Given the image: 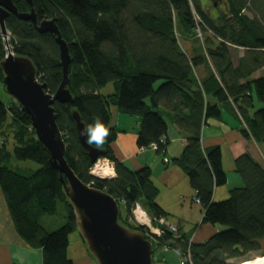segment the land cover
I'll return each instance as SVG.
<instances>
[{
    "label": "trees",
    "instance_id": "obj_1",
    "mask_svg": "<svg viewBox=\"0 0 264 264\" xmlns=\"http://www.w3.org/2000/svg\"><path fill=\"white\" fill-rule=\"evenodd\" d=\"M12 1L22 14L33 10L39 24L57 21L71 55L67 88L73 102L53 103L67 144L65 159L82 182L124 203L126 216L121 214V222L143 231L154 247L175 250L182 259L190 254L192 264H234L233 260L259 251V240L264 238V165L250 153L236 158L235 170L244 186L215 202L214 189L225 185L228 177L221 147L204 149L202 132L210 119L221 118V104L241 120L239 131L245 138L264 145V74L254 77L264 69V0H210L224 3L222 12L211 10L209 0ZM6 26L15 55L34 62L45 91L54 95L63 80L57 35L40 31L14 13H9ZM197 29L204 45L195 40ZM177 32L199 46L186 52ZM239 50L243 54L235 63L233 52ZM4 58L0 29V61ZM200 68L204 76L198 77ZM3 79L0 67V84L5 88ZM111 83L113 91L104 93ZM257 103L263 106L257 108ZM113 107L140 117L139 148L158 143L159 153H165L166 145L160 143L168 132L165 116L172 118L186 136L184 151L173 163L196 190L204 207L203 223L222 224L225 230L205 242H194L159 224L168 215L156 202L151 167L131 170L112 149L119 132L111 125ZM74 109L86 127L99 118L109 128L110 135L98 148L99 158L113 162L115 177L102 179L90 173L94 164L79 140ZM1 138L0 188L17 234L30 248L41 250L42 264H75L68 248L69 234L77 230L76 217L61 174L38 140L31 116L16 100L9 105L0 100ZM137 203L147 210L153 225L162 228L160 236L130 222ZM60 208L66 223L48 231L43 218L56 216Z\"/></svg>",
    "mask_w": 264,
    "mask_h": 264
},
{
    "label": "water",
    "instance_id": "obj_2",
    "mask_svg": "<svg viewBox=\"0 0 264 264\" xmlns=\"http://www.w3.org/2000/svg\"><path fill=\"white\" fill-rule=\"evenodd\" d=\"M9 13L31 20L42 32L57 35L63 80L54 95L45 91L46 84L39 80L37 67L29 57L9 55L0 61V67L7 93L31 116L38 140L49 153L53 167L61 174L64 192L75 213L77 230L90 254L97 264H167L155 261L154 243L143 231L134 230L121 222V202L111 194L82 182L67 164V144L58 127L53 103L55 100L73 102L67 88L71 55L68 44L61 38L56 19L39 24L33 10L22 14L12 0H0V29L3 34L7 33L6 18ZM72 116L79 140L95 164L100 150L85 142L81 133L86 126L77 109L72 111Z\"/></svg>",
    "mask_w": 264,
    "mask_h": 264
},
{
    "label": "crops",
    "instance_id": "obj_3",
    "mask_svg": "<svg viewBox=\"0 0 264 264\" xmlns=\"http://www.w3.org/2000/svg\"><path fill=\"white\" fill-rule=\"evenodd\" d=\"M110 88L108 93L113 91V87L110 86ZM220 107L221 118L210 119L202 132L204 149L214 146L221 147L223 166L228 177L225 185L214 189L213 200L215 202L229 198L231 188L244 186L243 178L235 170L236 158L244 153H250L260 162L256 156V150H259L256 146L258 144L253 139L245 138L239 131L241 120L236 117L232 108L221 104ZM165 118L168 123L165 153L150 149L141 151L137 144L138 131L141 126L140 117L121 113L113 107L111 125L119 132L112 144V149L115 156L131 170H138L144 166L151 167L152 178L158 189L156 202L167 213V219L178 226L181 234L187 235L191 241L205 242L219 231V225L203 223L204 207L195 201L197 192L191 186L187 174L173 163L174 159L179 158L184 151L186 136L170 116L166 115ZM165 158L169 161L166 162ZM233 174L234 177H232ZM115 176L116 172L113 177ZM120 204L122 210L124 203ZM0 264H42L41 250L30 248L17 234L1 188Z\"/></svg>",
    "mask_w": 264,
    "mask_h": 264
},
{
    "label": "rangeland",
    "instance_id": "obj_4",
    "mask_svg": "<svg viewBox=\"0 0 264 264\" xmlns=\"http://www.w3.org/2000/svg\"><path fill=\"white\" fill-rule=\"evenodd\" d=\"M208 3H209V6H210L209 8L211 10H215V9L217 10L218 9V11L215 10V12L224 11V3L220 4L219 1H215L214 2V1H210V0H209ZM213 8H215V9H213ZM196 18H197V20H199L198 16H196ZM198 30L199 29H197L198 35L195 36L196 37L195 40H197L199 44L201 43V45H204L203 38H201L200 40L197 38L199 36L202 37V35H203L201 33V31L200 30L198 31ZM177 35H178V38L180 40L181 46L183 47V49H185L186 52L191 54L192 48L194 46L195 47L199 46V45L195 44L196 42H194V39L193 40L187 39L181 33H178ZM242 54H243L242 50H239V52H235V53L233 52V59H234L235 63H237V59ZM201 69L202 68L197 70V74H198L197 76L198 77L199 76H204L203 71ZM260 74H264V69L259 71L258 73H256L254 75V77L255 76H259ZM38 78H39V80L41 79L40 76ZM109 85L111 87H113L112 83L109 84ZM110 86H109V88H104L103 91L108 93L109 89H111ZM0 100L3 103H5L6 105H9L12 101L15 100L10 94L7 93L6 89L3 87L2 84H0ZM257 104H258L257 108H260V107L263 106L260 103H257ZM0 140H2V138ZM12 143H13L12 139L8 141V147L11 150H12V147H13ZM256 146L259 148V150H256L257 159L264 165V145L258 144ZM257 147H256V149H257ZM33 166L35 168H38V166L35 165V164H33ZM232 177H234V174H233ZM234 184H237V183L234 182ZM234 188L235 187H233L231 189H234ZM144 210H146V209L144 208ZM146 212H147V210H146ZM121 214H122L123 217L126 216V211H125V206L124 205L122 206ZM65 216H66V213L64 212V210L62 208H60L59 213L56 216H46V217L43 218V220H42L43 222L42 223H43V225L45 226V228L48 231H54V230L59 229L62 225H64L66 223L67 219H66ZM130 222L134 223V224H137L135 219H134V215L132 217H130ZM218 225H219V231H222V230L226 229V226H224L222 224H218ZM259 243H260V250L259 251L251 252V253H249L248 255H246L243 258L235 259V260H233V263L234 264H243L244 262L254 260L257 257H261V256L264 257V238L260 239ZM68 254H69V257L71 259H73L75 264H97V262L94 259V257L90 254V252H89V250L87 248V245L83 241V239H82V237H81V235H80L78 230H75V231H73V232H71L69 234ZM154 259H155V261L166 262L167 264H182V260H183L181 258V256L175 250H170V249H168L166 247H159L158 248L157 246L155 247Z\"/></svg>",
    "mask_w": 264,
    "mask_h": 264
},
{
    "label": "built area",
    "instance_id": "obj_5",
    "mask_svg": "<svg viewBox=\"0 0 264 264\" xmlns=\"http://www.w3.org/2000/svg\"><path fill=\"white\" fill-rule=\"evenodd\" d=\"M1 35H2V39L4 42V49H5V57L9 56V55H15V52L13 51V46H12V38H11V33L7 30L6 34H3L1 31ZM160 143L163 145H166L167 143V138L166 137H162L160 139ZM153 145H155V148L153 147ZM153 150V151H158L160 149L158 143H152L149 147H142L140 148L141 151L144 150ZM165 150H162V152H164ZM165 161L168 162L169 159L165 158ZM99 165L101 166H108L110 168H112L113 171L114 170V165L113 163L108 160V159H99L98 162L91 167L90 169V173L98 178H102V179H109L112 178L114 173H111L110 175H105L100 169H98ZM95 170H97V173H95ZM197 203H200V200L198 198H196L195 200ZM133 215H134V219L135 221L144 226L148 232L154 236H160L163 233V230L161 227H155L153 225L152 219L149 216V214L146 212V210H144V208L142 207V205L140 203H137L135 208L133 209ZM159 224H161L163 227H166L167 229H169L170 231H172L175 234H180V229L178 226H176L175 224L171 223L166 217H161L159 219ZM182 264H192V260H191V256L190 254H188V256L186 258H183L182 260Z\"/></svg>",
    "mask_w": 264,
    "mask_h": 264
},
{
    "label": "clouds",
    "instance_id": "obj_6",
    "mask_svg": "<svg viewBox=\"0 0 264 264\" xmlns=\"http://www.w3.org/2000/svg\"><path fill=\"white\" fill-rule=\"evenodd\" d=\"M81 134L85 137V142L88 145H95L97 148L102 146L110 135L109 128L99 118H96L94 123L89 124ZM153 147L155 148V145Z\"/></svg>",
    "mask_w": 264,
    "mask_h": 264
},
{
    "label": "bare ground",
    "instance_id": "obj_7",
    "mask_svg": "<svg viewBox=\"0 0 264 264\" xmlns=\"http://www.w3.org/2000/svg\"><path fill=\"white\" fill-rule=\"evenodd\" d=\"M98 169H100L105 175H110L111 173H114L112 168L108 166H101L99 165ZM95 173H97V170H95ZM243 264H264V257H257L254 260L246 261Z\"/></svg>",
    "mask_w": 264,
    "mask_h": 264
}]
</instances>
